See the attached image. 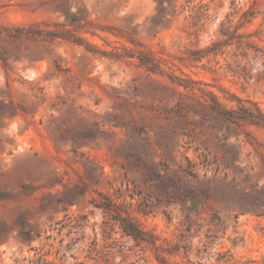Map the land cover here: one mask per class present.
Segmentation results:
<instances>
[{
  "label": "rangeland",
  "instance_id": "rangeland-1",
  "mask_svg": "<svg viewBox=\"0 0 264 264\" xmlns=\"http://www.w3.org/2000/svg\"><path fill=\"white\" fill-rule=\"evenodd\" d=\"M177 101L261 124L180 129ZM259 113L264 0H0V264H264ZM130 148L208 198L166 202Z\"/></svg>",
  "mask_w": 264,
  "mask_h": 264
},
{
  "label": "trees",
  "instance_id": "trees-1",
  "mask_svg": "<svg viewBox=\"0 0 264 264\" xmlns=\"http://www.w3.org/2000/svg\"><path fill=\"white\" fill-rule=\"evenodd\" d=\"M142 63L145 61L142 60ZM183 88H187V85H181ZM185 104L183 101H177L175 106L173 107L172 113L173 117L175 118L174 126L180 129L188 128L189 124L191 123H199L200 125H204L207 121L210 123L211 127L213 125L218 126L223 123L235 122L237 120H243L247 122H252L255 124H261L258 117H255L254 113H251L246 108H239L241 113H232V111H226L221 109L217 105H211V112L210 113H200V118L198 120L192 119L188 114L184 113ZM260 120H264L262 114ZM124 157L127 160V163L133 164L142 168V176L144 181H150L155 183L156 188L160 195H162L166 202H183L186 199L191 200L192 202H197L199 196L202 198L207 199L209 196L207 188H198L196 186H188L187 184L183 185L179 181V174L183 175L187 180H195L197 181V174L192 171V167L194 163H192L189 159H187L186 166H179V173H173L171 175H163L161 171H158L152 163L147 164L141 155L133 148H130L123 152ZM159 164L164 166V168H168L167 164L164 161H159ZM78 192L82 194L83 187L78 186ZM245 197L251 199V194L243 191ZM70 198H74V195H70ZM146 199V198H145ZM143 200L141 204L146 206V200ZM62 202V199L58 198L56 203ZM55 206V205H54ZM93 206L101 209L103 212H106L111 215L112 219L116 224H118L119 229L121 230L122 234L132 238L135 241H147L145 237L144 231H142L139 226L133 222L129 216L123 215L120 211V208L113 204L110 200H105L101 202L93 203ZM29 229L25 228L23 224L20 225V233L25 237L28 238ZM7 232L5 227H0V238Z\"/></svg>",
  "mask_w": 264,
  "mask_h": 264
}]
</instances>
